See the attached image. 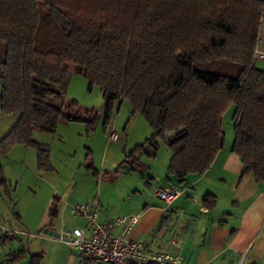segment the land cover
Wrapping results in <instances>:
<instances>
[{
  "label": "trees",
  "instance_id": "16d2710c",
  "mask_svg": "<svg viewBox=\"0 0 264 264\" xmlns=\"http://www.w3.org/2000/svg\"><path fill=\"white\" fill-rule=\"evenodd\" d=\"M262 17L264 0H0V115L17 119L1 152L31 148L47 172L49 148L35 132L54 136L69 122L94 129L97 113L66 99L73 71L100 89L106 120L126 101L150 126L131 163L154 158L162 140L166 177L179 185L210 168L233 106L231 150L242 174L264 183V71L252 57Z\"/></svg>",
  "mask_w": 264,
  "mask_h": 264
},
{
  "label": "crops",
  "instance_id": "0c3cea01",
  "mask_svg": "<svg viewBox=\"0 0 264 264\" xmlns=\"http://www.w3.org/2000/svg\"><path fill=\"white\" fill-rule=\"evenodd\" d=\"M258 31L257 48L263 50L264 17ZM16 120V116L0 115V141ZM111 133H115L113 129ZM54 136L38 132L33 135L36 143L49 148L51 170L47 172L37 169L31 148L14 145L6 154L0 150V224L18 232L14 238L0 240V264H76L81 256L76 250L65 253L58 246V238L41 233L55 223L60 227L53 232L58 237L62 232L86 227L81 218L80 226L69 229L64 225L67 207H62L53 187L44 192L45 200L39 201L42 174L53 172ZM231 147L232 141L224 139L206 173L189 176L182 185L166 177V172L159 183L151 179L145 197L134 194L129 203L112 208L96 196L93 202L88 201L89 207L100 223L138 217L128 238L142 243L150 253H178L183 259L181 264H264V183H257L251 174H242L244 167ZM173 186L181 194L171 204L154 196L156 189ZM207 196L215 201L209 208L203 201ZM55 200L56 216L51 218ZM127 227V223L119 225L113 229V236L125 235Z\"/></svg>",
  "mask_w": 264,
  "mask_h": 264
},
{
  "label": "rangeland",
  "instance_id": "374dc122",
  "mask_svg": "<svg viewBox=\"0 0 264 264\" xmlns=\"http://www.w3.org/2000/svg\"><path fill=\"white\" fill-rule=\"evenodd\" d=\"M256 67L264 71V62H256ZM68 78L66 99L75 101L84 109L93 110L97 113V120L93 130H88L87 125L81 122L60 123L57 126L52 142L53 172L42 174L39 201L43 202L44 192L53 187L62 207H67L63 220L64 225L71 229L83 224L69 212L74 205L89 206L88 201L93 202L97 196L103 205L113 208L129 203L130 198L134 199V194L138 197L149 194L147 184L152 182L151 179H155L156 183L163 179L171 153L161 140L154 158L138 156L131 163L129 152L152 134L148 123L139 114H130L131 108L126 101L114 102L106 120L105 102L100 89L97 86L89 87L88 82L73 71ZM233 108L230 106L223 113L220 122L222 136L228 141L233 138ZM112 129L119 136L116 142L106 140ZM124 166L129 169L131 166L132 170L117 171V168ZM54 230H60L57 223L52 228L45 227L41 233L54 238ZM59 243L58 246L65 253L75 251Z\"/></svg>",
  "mask_w": 264,
  "mask_h": 264
},
{
  "label": "built area",
  "instance_id": "2783aa9c",
  "mask_svg": "<svg viewBox=\"0 0 264 264\" xmlns=\"http://www.w3.org/2000/svg\"><path fill=\"white\" fill-rule=\"evenodd\" d=\"M256 62H264V49L256 48L253 52ZM119 136L111 133L107 141L116 142ZM181 194L178 187L156 189L154 196L162 203L171 204ZM73 217L83 219L85 229H75L71 232H62L58 240L72 247L80 253L76 264H181L182 256L178 253H150L139 242L128 238V234L138 221V217L117 218L109 223H100L97 214L87 205L71 207ZM127 223L125 235L115 237L112 232L119 225ZM17 231L0 224V240L14 238Z\"/></svg>",
  "mask_w": 264,
  "mask_h": 264
},
{
  "label": "water",
  "instance_id": "95a60500",
  "mask_svg": "<svg viewBox=\"0 0 264 264\" xmlns=\"http://www.w3.org/2000/svg\"><path fill=\"white\" fill-rule=\"evenodd\" d=\"M169 137H171V134H166V136L164 137V138H166V139H169ZM122 170L123 171H129V168H127V167H122ZM55 238H58V235L57 234H54L53 235Z\"/></svg>",
  "mask_w": 264,
  "mask_h": 264
}]
</instances>
